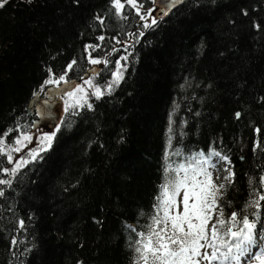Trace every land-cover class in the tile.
I'll use <instances>...</instances> for the list:
<instances>
[{"label":"trees","instance_id":"16d2710c","mask_svg":"<svg viewBox=\"0 0 264 264\" xmlns=\"http://www.w3.org/2000/svg\"><path fill=\"white\" fill-rule=\"evenodd\" d=\"M111 3L8 0L0 8L7 146L35 117L25 108L46 80L79 81L90 59L104 61L92 68L103 95L64 111L51 146L15 176L0 175L12 180L0 185V264H136L138 233L153 224L162 186L177 181L172 168L213 150L234 173L217 198L223 218L256 220L263 245L264 201L246 205L264 194V0H184L143 30L131 8L117 17ZM117 60L123 79L108 92ZM5 162L0 153V168ZM226 227L218 230L230 240Z\"/></svg>","mask_w":264,"mask_h":264},{"label":"snow or ice","instance_id":"6c2138e0","mask_svg":"<svg viewBox=\"0 0 264 264\" xmlns=\"http://www.w3.org/2000/svg\"><path fill=\"white\" fill-rule=\"evenodd\" d=\"M8 0H3L0 2V8H3ZM171 5L176 3V0H170ZM130 6L131 9H135L136 15L140 17V20H145L147 17L152 16V10H145L144 14H141L142 4L138 3V0H112L111 8L115 9V15L117 17L124 16L125 5ZM168 5H166L167 7ZM100 23L103 24L104 21L100 19ZM157 23L156 18L151 19V25L144 23L143 28H149ZM139 36H143V32L138 33ZM101 41L104 40L103 36L98 37ZM119 42V41H118ZM92 47V46H89ZM127 51V48H125ZM122 60H127V57H121ZM92 64H99L101 60L90 59ZM75 63V60L72 64ZM72 64L68 65V70L72 68ZM116 71L113 73V79L108 84L107 91L111 92L112 87L118 86L120 80L123 79V72L121 69L124 65H121L119 60L116 61ZM65 80L64 75H60L58 79H48L45 84H59L61 81ZM91 85V81H86ZM83 88L77 86L74 91L68 92L69 97H74L76 93L83 92ZM93 95L99 99L103 92L99 87L95 89ZM80 100H84V97H80ZM86 102V101H85ZM81 107L80 101H77ZM75 105H69V107H74ZM91 108V105H88ZM240 113H236V118L239 119ZM171 123V121H170ZM59 129H57L58 131ZM171 131V129H169ZM11 131V130H9ZM259 132V129H257ZM4 135H8L7 132ZM55 133L45 135L39 141L41 147L38 150H30L28 155L35 160L39 155V151H45L51 146V142L54 139ZM24 141L31 142V137L24 134L21 138L15 140L16 145H22ZM4 144V140L0 138V145ZM256 147H260L257 143ZM255 150V149H254ZM2 151V149H0ZM11 151H20V148H12ZM201 160L199 163L207 164L212 168L216 165L211 163L212 157H219L227 164H231L228 156L222 155L218 151H211L207 158H205L204 153L199 154ZM7 162L9 164L13 163V156L9 153L7 154ZM27 160H21L16 162L15 166L9 170L4 168L2 171L4 175L15 176L21 167L27 164ZM183 169V165L180 166ZM186 172L187 170L184 169ZM228 174L224 177L225 180L231 181L234 173L228 168L224 169ZM198 174H202L205 179L203 181H197L195 176L192 177V186L188 188V176L186 175L183 180H177L174 185V191L169 193V185L166 183L162 186V197H158L159 205L157 206L156 215L153 217V224L149 226V231L147 234L141 232L138 233L140 239L136 241L138 245L135 247V252L138 254V259L136 264H201L202 261H206L207 264H212L213 261L220 260V264L228 262V264H240L241 258L248 256L249 260H254L255 264H264V249L259 252L253 253L251 248L257 243V221L250 220L248 216H243L242 219L238 218V213L233 212L230 217L225 220L223 208L217 204L218 194L224 185H215L212 182V172L208 171L206 168H201ZM261 185H264V176L260 178ZM11 179H0V185H6L11 187ZM181 188H184L183 193V211L177 212L176 215H170L172 208L177 206L176 196L180 194ZM4 196V190L0 189V197ZM194 199L195 202L190 204L189 200ZM264 201V194H257L254 200L249 202L248 207H254L256 209L260 208L261 202ZM160 211H163V216H160ZM213 212H218V217L216 223L212 224L209 228V221L211 219V214ZM254 216L258 217L259 212H255ZM169 222L171 227L169 228ZM19 228L21 230L25 229V221L19 220ZM162 225V227H161ZM185 225L187 228L185 229ZM225 236L230 237V240H225L218 230L219 228H225ZM237 225H242L237 228ZM236 229V230H233ZM264 239V237H262ZM19 243H22L19 242ZM13 246L18 244L16 239L11 241ZM224 248L226 251H221ZM202 249H210L211 251H201ZM30 251V249H25V252Z\"/></svg>","mask_w":264,"mask_h":264},{"label":"rangeland","instance_id":"374dc122","mask_svg":"<svg viewBox=\"0 0 264 264\" xmlns=\"http://www.w3.org/2000/svg\"><path fill=\"white\" fill-rule=\"evenodd\" d=\"M152 1L153 0H150L149 4L148 3L146 4L144 0L138 1V3L143 5V7L141 8V14L142 15L144 14L145 10H153ZM125 6H128V5L126 4ZM128 7L130 8V6H128ZM132 11H134V14L136 16L137 25L139 26L138 28H140V30L146 29V28L142 27V25L144 23H148L151 25V19L153 18L152 16L147 17L145 20L142 21V20H140V17L138 15H136L135 9H132ZM103 63H104L103 60L99 64H92L89 62L88 65H90V67L87 68L84 76L78 81L77 84L72 86L64 95L57 97L58 102L54 107H52V109L50 110V113H48V114L43 113L44 116L35 115V117H33L30 120L31 122L30 121L26 122L24 124L23 128L19 129V131H18L19 134L15 138V140L17 138H21L24 134H27L28 136L31 137L30 143L28 141H24V143L22 145H16L15 140H14L8 146L5 143L0 145V149H2V151H0V153L5 155V161H6L5 166H1V168H0V175L2 177H4V173L2 171L4 168L11 170L15 166L16 162H18V161L27 160L28 162H30L33 160L28 155L29 151L30 150H38L41 147V145L39 143L41 138L45 135L52 134L55 132V130L57 129L58 123H59L62 115L64 114V111H66L68 109H76V108L80 107V105L77 104L78 100L80 101V104H82L85 101H88L89 99L96 98V96L93 95V92L95 91V89L97 87L93 83L95 71L92 70V68L93 67H100L103 65ZM116 68H117V65L115 63L114 69L111 73V76H110L108 82L106 84H104L105 89H107L108 84L112 81L113 73L116 71ZM121 71H122V69H121ZM70 81H73V80H70ZM86 81H91V85L86 83ZM65 82H67V81H65V80L61 81L59 84H56V83L45 84V87L48 89H52V88L58 87L60 84L65 83ZM77 86L82 87L84 91L76 93V95L74 97H69L67 95V93L74 91ZM102 88L104 89V87H102ZM82 96L84 97V100H80V97H82ZM69 105H75V106L69 107ZM30 123H31V126H30ZM16 147L20 148V151H18V152L17 151H11L12 148H16ZM40 152H42V151H39V153ZM9 153L13 156V163L12 164H9L7 162V154H9ZM200 160H201L200 157H194V158H192V160L187 161L185 164L180 163L177 166H174L172 168V171L175 172L177 180H183L185 178V176L187 175L188 176L187 186H188V188H191L192 183H193L192 177L195 176V179L197 181H203L205 179V177L202 174H198V173H199V170L201 168H206L208 171L212 172V182L215 185L219 186V185L224 184L228 181V180L224 179V177L228 174L227 172H225L224 169L228 168L230 170L231 167L229 164H227L223 160H219L217 158H212L211 163L216 165L215 168H212L211 166H209L207 164L199 163ZM181 165H183V169L180 168ZM184 169H186L187 172ZM173 185H174V183L171 185V188H169V193L174 191ZM184 190H185L184 188H181L180 194L176 196L177 206L171 209L170 215H176L177 212L183 211L182 199H183ZM161 197H162V194H161ZM194 202H195L194 199L189 200L190 204H192ZM160 213H161V216H163V211H160ZM217 217H218L217 212H213L211 214V219L209 221V228L211 227L212 224L216 223ZM170 227H171V224L169 222V228ZM186 228H187V226L185 225V229ZM228 238H230V237H228ZM261 249H264V246L255 245L251 248V251L253 253H256V252H259ZM220 250L226 251V249H224V248H221ZM201 251H211V250L210 249H202ZM201 264H207V262L202 261ZM212 264H220V260L213 261ZM224 264H228V262H224ZM240 264H255V261L249 260L248 256L246 255L245 257L241 258Z\"/></svg>","mask_w":264,"mask_h":264},{"label":"water","instance_id":"95a60500","mask_svg":"<svg viewBox=\"0 0 264 264\" xmlns=\"http://www.w3.org/2000/svg\"><path fill=\"white\" fill-rule=\"evenodd\" d=\"M184 0H176V3L174 5H171L170 0H153L152 1V17L156 18L157 21L162 20L164 17L167 16V14L172 11L174 8H176L178 5H180ZM166 5H168L166 7ZM78 81H67L65 83L60 84L56 88H52L47 90L46 94L48 99L44 100L42 98H39L37 95L32 96V98L29 100L26 108H25V114L26 116H31L33 111L38 108L42 107V103H53L55 100L54 98L60 97L64 95L72 86L77 84ZM51 99V101H49ZM54 100V101H53Z\"/></svg>","mask_w":264,"mask_h":264},{"label":"flooded vegetation","instance_id":"af4514ba","mask_svg":"<svg viewBox=\"0 0 264 264\" xmlns=\"http://www.w3.org/2000/svg\"><path fill=\"white\" fill-rule=\"evenodd\" d=\"M47 90H49V89L48 88L44 89V91L42 93L38 94L37 96L39 98L44 99V100L48 99L47 94H46ZM54 100H53L54 101L53 103H51L52 102L51 99L49 100V101H51L50 103L43 102L41 108L38 107L33 111L34 114L38 115V116H44L43 113H46V114L50 113V110L52 109V107H54L58 102L57 97L54 98Z\"/></svg>","mask_w":264,"mask_h":264}]
</instances>
